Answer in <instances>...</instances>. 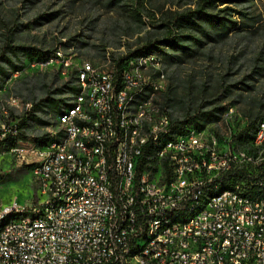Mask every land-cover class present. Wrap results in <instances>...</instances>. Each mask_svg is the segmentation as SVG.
<instances>
[{
	"label": "built area",
	"instance_id": "obj_1",
	"mask_svg": "<svg viewBox=\"0 0 264 264\" xmlns=\"http://www.w3.org/2000/svg\"><path fill=\"white\" fill-rule=\"evenodd\" d=\"M56 54L57 61L32 63L73 66L66 56ZM150 61L151 58L143 59V66H149ZM75 68L84 77L83 92L90 85H97L95 109H100L98 121L84 120L88 125V138L81 147L89 152L87 176L76 172L75 155L71 167L60 176H50V166L59 159L54 155V147L63 149L64 146H56L55 139L50 138L49 147L37 148L32 145V138L22 139V148L12 149L10 154L31 152V160L20 161L31 165L34 175L35 171L44 172V181L38 183L45 185V192H39L40 201L32 207L14 200L0 205V212L12 207L42 209V204L53 202V198L61 197L68 189L67 178L82 182L83 193L76 194L72 205L58 211V219H50L49 212H45L44 223L29 220L13 223V228L3 235V240L10 241V249H2L0 264H127L126 254H132L138 239L155 225L158 213H165L167 217L173 211L185 212L196 201V193L214 187L215 181L228 179V176H237L234 192L218 199L192 223L164 226V234L143 257H154V264H264V199L250 195V188H264V158L261 164H253L236 148L235 135L239 127L234 124L233 110L228 109L220 120L224 121V135H215V128L208 124L198 130L195 137L178 138L160 153L159 166H166V175H174V187H166L165 179L155 177L151 188H142V171L148 167L145 155L150 141L155 135L170 130L167 114L155 109L156 96L165 89L151 84L149 76L139 77L133 59L127 60L124 66V70H128L129 86H120L113 78L112 66L103 72ZM24 71L15 72L13 77ZM142 93H148V100H153L152 111L159 112V121L148 125L142 143L124 145L121 113L132 111L137 127L138 110L143 107L140 105ZM132 97H139V105H132ZM33 106V102L27 101L24 110L30 111ZM3 108L8 115L5 103ZM75 114L76 111L72 116H65L71 117L70 138L75 133ZM237 119L244 121L241 117ZM160 120H169V127H160ZM16 122L11 121V124ZM257 124L259 138L249 142L255 149L259 139L264 138V119L257 120ZM0 129H3V139L10 130L6 122L0 123ZM12 134L17 137V129ZM197 139H204L203 149H195ZM217 142H225L223 153H215ZM96 146H107L108 154L96 156ZM168 147H178L179 168H171ZM132 157H139V164H132ZM94 161H101L100 173H93ZM191 170H199V179L180 182V174ZM208 170H217V177L204 179V172ZM50 188H57V195H50ZM20 236L33 238L35 247H51L50 257L42 262L28 258L26 248H21ZM67 251H75V259H67Z\"/></svg>",
	"mask_w": 264,
	"mask_h": 264
},
{
	"label": "trees",
	"instance_id": "obj_2",
	"mask_svg": "<svg viewBox=\"0 0 264 264\" xmlns=\"http://www.w3.org/2000/svg\"><path fill=\"white\" fill-rule=\"evenodd\" d=\"M12 1L15 16L0 17V88L6 87V96L15 95L20 108H10L8 115L0 109L10 130L1 139L0 129V148L11 151L30 138L37 147L47 145L51 137L38 126H50L52 118L57 121L72 107L79 92L76 68L66 78L39 71L13 80L27 61L48 62L60 49L108 61L119 83L127 60H160L167 87L155 102L170 120L172 139L218 124L228 109L243 103L244 121L234 116L236 144L255 140L257 120L264 119V16L253 15L255 0ZM259 20L263 28L256 34L243 30ZM47 26H55L57 35H29ZM27 101L34 103L30 111L24 110Z\"/></svg>",
	"mask_w": 264,
	"mask_h": 264
},
{
	"label": "bare ground",
	"instance_id": "obj_3",
	"mask_svg": "<svg viewBox=\"0 0 264 264\" xmlns=\"http://www.w3.org/2000/svg\"><path fill=\"white\" fill-rule=\"evenodd\" d=\"M59 55V54H58ZM152 62V60L150 61ZM149 66H143L150 68ZM141 65L142 62L140 63ZM63 66V65H62ZM69 67V65H66ZM73 67V66H71ZM85 67L95 70L91 65ZM113 78H116L112 74ZM150 81V77H149ZM79 92L75 95L72 107L67 110L63 115L57 117V123L61 127L58 135V140L55 141L54 155H58L59 159L54 166H50V176H60L74 163V156H76V172L79 176H87L89 164V152L87 149L82 148L84 140L88 138V125L84 120L98 121L100 119V109H95V97L97 94V85H90L86 92L84 91V77L78 73ZM120 86H129L128 72L122 74ZM155 84V83H154ZM158 88V87H157ZM156 100V99H155ZM14 102H16L14 100ZM132 105H139V97H132ZM140 105L143 107L138 110L139 124L136 127V116L132 111H123L121 113V122L124 124L123 143L124 145H131L133 143H142L146 139L148 125L151 122L159 121V112L153 110V100H148V93L140 95ZM79 108V110H77ZM155 109H160L156 105ZM73 117V127L75 133L72 135L71 117ZM224 122V121H220ZM160 127H169V120H160ZM257 130V129H256ZM198 132L189 130L187 133L178 136L174 139L171 138V131L166 134L155 135L149 144L151 146L150 153L145 155V163L148 167L142 171V188H151L152 183L157 180L165 179L166 187H174V175H166V166H159L160 153L166 146H172L174 141L182 138L185 135L188 137H195ZM216 135V129H215ZM219 135H224L219 134ZM236 136V135H235ZM259 138V129L255 140ZM22 141V140H21ZM66 143V145H64ZM236 148L241 151L249 161L253 164H261L264 158V138H260L256 143V149L250 144L248 146H239ZM50 142L39 148H47ZM38 148V147H37ZM204 148V139H197L195 141V149ZM225 151V142H217L215 145V153H223ZM17 152V151H16ZM30 152V151H25ZM15 153V152H14ZM108 154L107 146H96V156H103ZM13 155V154H12ZM167 155L172 157L171 168H179V151L178 147H168ZM132 164H139V157H132ZM101 161L93 162V173H100ZM38 181H44V172L35 171ZM217 177V170H208L204 172V179H212ZM190 180L199 179V170H191L187 173L180 174V182H188ZM237 183V176H228V179L215 181L214 187H206L202 193H196V201H194L189 208L185 211H173L165 216V213H158L155 218V225H153L143 238L138 239L132 254H126L127 264H138L141 258V264H154V257H143L158 241L161 235L164 234V226H173L174 224L192 223L199 217L206 209H209L218 199L224 198L228 192H234V184ZM67 190L59 198H53V202L42 204V209H26L24 207H12L0 212V256L2 249H10V241L3 240V235H6L9 229L13 228V223L18 221H27L30 223H44L46 220V213L49 212L50 219H58V211L65 210L68 206L72 205L73 198L76 194L83 193V183L77 182L76 178H67ZM40 192H45V185H39ZM50 195H57V188H50ZM251 196H259V199H264V188L252 187L250 188ZM12 216L11 219L6 221L7 217ZM21 248H26V256L34 259V262H42L48 259L51 254V247H35L34 239L29 236H20ZM67 259H75V251H67Z\"/></svg>",
	"mask_w": 264,
	"mask_h": 264
},
{
	"label": "rangeland",
	"instance_id": "obj_4",
	"mask_svg": "<svg viewBox=\"0 0 264 264\" xmlns=\"http://www.w3.org/2000/svg\"><path fill=\"white\" fill-rule=\"evenodd\" d=\"M16 3L12 0H0V17H14L16 14ZM113 13L109 12L106 16H111ZM254 16L259 17L257 19L263 18L264 16V0H255V8H254ZM23 20H27L28 17L26 15L22 16ZM263 20H259L254 27L243 26V30L247 32H253L256 34L257 30L263 28L262 26ZM57 28L55 26H47L43 27L42 29L32 30L29 32L30 36H34L36 38L46 37L47 39H51L53 36L57 35ZM60 35V34H58ZM61 50V51H60ZM58 50L59 56H66L73 67L69 65L62 66V63H46V64H39V63H30L29 61L26 62L25 71L23 74L29 75L34 74L39 71L44 72H53V73H60L62 77H68L69 73L75 69V67H85L86 65H91L95 70L99 72H103L104 70L110 69L111 65L108 61H101V62H93L88 59L86 56L75 52L74 50L70 49L69 51H63L62 49ZM152 62H150V68H145L140 63L141 61H133V66L138 67V76L139 77H150L151 84H157L158 89H166L167 87V78L163 74L161 70V63L160 60L157 58H151ZM50 61H57V54L56 56L51 59ZM193 65V64H191ZM190 64H186L185 67L188 69L191 67ZM75 66V67H74ZM195 67H199L194 65ZM187 69V70H188ZM128 70H124L123 73ZM21 72V71H20ZM122 73V74H123ZM65 74V75H62ZM112 74L115 76V70L112 68ZM19 75L18 77H20ZM18 77H13V80L17 79ZM12 80V81H13ZM264 91V88H262ZM6 87L0 88V98L2 99L3 103L0 105L1 112L4 114L3 104L5 103V108L10 109H19L20 103L18 100L14 102L13 98H16L15 95L6 96ZM261 96V93H259ZM257 98V99H258ZM244 104L239 103L236 106H232L231 110H233L235 117H241L245 119L244 116ZM5 115V114H4ZM262 115L264 116V111H262ZM50 126L48 127H39L43 134L49 135L51 138H57L61 127L58 125L57 121L52 118ZM0 123H5L4 120L0 119ZM210 128L216 129V135L220 133H224V122H219L218 124L210 125ZM1 135V133H0ZM22 142V141H21ZM16 148H22V143ZM32 145H36L35 140L32 138ZM39 148V147H38ZM20 159L23 160H31V152L25 151H17L13 155L10 154L9 150L0 148V205H7L14 200L18 201L25 207H32L39 203L40 201V189L39 183L37 180L36 175L33 173V167L29 164L22 163ZM27 210L30 208H26Z\"/></svg>",
	"mask_w": 264,
	"mask_h": 264
}]
</instances>
